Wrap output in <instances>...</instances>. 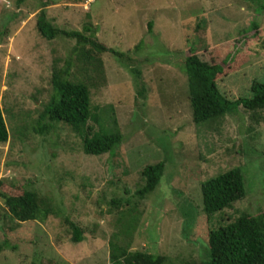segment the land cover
<instances>
[{"label":"rangeland","instance_id":"1","mask_svg":"<svg viewBox=\"0 0 264 264\" xmlns=\"http://www.w3.org/2000/svg\"><path fill=\"white\" fill-rule=\"evenodd\" d=\"M44 4L58 28L84 33L89 25L85 34L131 57L127 63L110 51L98 53L104 79L94 72L90 86L99 125L123 135L113 153L85 154L63 123L45 134L34 130L44 123L38 117L52 92L53 65L65 66L68 59V78L84 82L90 67L73 62L75 39L38 33L36 15ZM256 7L251 0H0V107L8 129V140L0 142V189L36 190L59 213L21 222L4 217L0 197V243L6 244L0 264H109L111 243L164 255L165 264H198L208 230L264 209V110L256 120L240 106L196 125L181 66L188 51H210L223 63L220 91L230 99L249 96L252 81L264 80V9ZM252 21L259 25L256 34H246ZM233 40L241 54L224 64L232 45L224 46ZM131 66L141 72L144 96L137 95ZM158 161L165 162L159 184L138 199L144 166ZM238 165L246 195L207 216L201 182ZM112 198L129 201L113 206ZM64 217L82 229L81 242L71 241Z\"/></svg>","mask_w":264,"mask_h":264},{"label":"trees","instance_id":"2","mask_svg":"<svg viewBox=\"0 0 264 264\" xmlns=\"http://www.w3.org/2000/svg\"><path fill=\"white\" fill-rule=\"evenodd\" d=\"M251 1L257 3L256 12L264 9L263 0ZM44 6L45 4L36 15L38 33L49 40L59 35L75 39L76 43L72 50L77 55L73 62L84 60L90 67L89 69L86 67L87 82H84L73 74L72 79L68 78L72 63L68 59L64 60L65 66L53 65L52 92L43 104L38 117V122L44 120V123L39 124L38 129L34 127V130L45 134L56 128L58 123H63L80 138L85 154L113 153L122 142L123 135L120 131L109 133L99 125L100 114L98 112L100 109L98 111V107L91 108L90 86L95 84L94 72L100 79H104L103 63L98 58V53L110 51L127 63H130L131 57L106 47L97 41L94 34H85L90 30L89 25L84 26V33L78 30L65 31L58 28L48 19ZM151 24V21L148 22V29ZM258 26V22L252 21L246 34L250 31H254L256 34ZM240 40L244 42V39ZM229 42L231 43L224 47L229 48L232 45V51L224 59V64L232 57L241 54L236 40ZM141 43L142 41L138 42L135 47L138 48ZM219 50L222 48L219 47ZM188 53L183 56L184 59H181V66L184 67L188 76V99L192 121L196 125L214 122L217 118L236 112L240 106L251 112L254 119H258L257 113L264 110V80L252 81L249 96L230 99L220 91L216 83L218 75L222 73L223 63L215 61L216 57L210 51L208 53L191 51L189 55ZM212 55L215 58H212ZM131 71L138 80L137 95L144 96L146 87L141 80V72L132 66ZM90 120L97 125L96 129L89 124ZM113 122L117 124L115 116H113ZM7 140L8 129L3 109L0 107V142ZM164 170V161L144 166L141 172L144 183L137 187L134 193L138 199L147 198L155 190ZM3 185V182L0 181V188ZM200 192L202 210L207 216H212L224 208L230 207L233 202L246 195L242 169L239 165L234 166L203 180ZM0 197L4 200L8 214H5L4 217L8 216L23 222L45 220L49 215H59L55 206L51 205L49 197L41 196L36 190L28 187H23V190L18 194L0 189ZM128 201L129 199L112 198L110 203L113 206H121ZM64 221L71 229V241L73 243L81 242L83 240L82 229L67 217H64ZM125 227V231H128V227L131 228V223ZM205 243V257L198 264H264V209H259L256 213L241 212L234 220L208 230ZM5 246V243H0V253ZM110 247L109 264H165L166 262L164 255L153 254L145 250L128 251L127 248L114 243H111Z\"/></svg>","mask_w":264,"mask_h":264}]
</instances>
